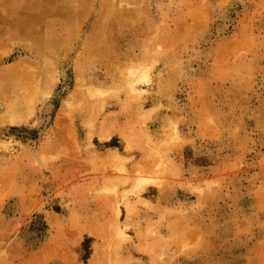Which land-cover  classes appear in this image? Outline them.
<instances>
[{"label":"rangeland","instance_id":"374dc122","mask_svg":"<svg viewBox=\"0 0 264 264\" xmlns=\"http://www.w3.org/2000/svg\"><path fill=\"white\" fill-rule=\"evenodd\" d=\"M0 264H264V0H0Z\"/></svg>","mask_w":264,"mask_h":264}]
</instances>
